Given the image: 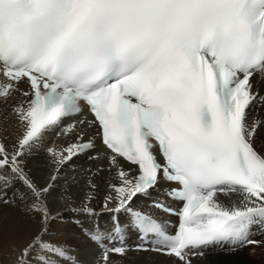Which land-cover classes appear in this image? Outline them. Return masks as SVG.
<instances>
[{
	"label": "snow or ice",
	"instance_id": "6c2138e0",
	"mask_svg": "<svg viewBox=\"0 0 264 264\" xmlns=\"http://www.w3.org/2000/svg\"><path fill=\"white\" fill-rule=\"evenodd\" d=\"M257 78L264 80V0H0V105L11 106L22 130L11 148L0 137V264L71 259L67 245L49 238V200L59 168L94 140L50 147L56 169L43 185L25 156L85 107L94 119L79 124L107 149L104 208L130 215L136 251L191 264L209 246L259 244L250 238L253 226L264 227ZM65 134L86 135L76 124ZM161 182L180 206L156 199L151 207L178 218L171 230L133 207ZM88 186L98 188L91 178ZM60 198L71 201L67 188ZM89 238L103 264L133 250L120 226Z\"/></svg>",
	"mask_w": 264,
	"mask_h": 264
},
{
	"label": "bare ground",
	"instance_id": "6f19581e",
	"mask_svg": "<svg viewBox=\"0 0 264 264\" xmlns=\"http://www.w3.org/2000/svg\"><path fill=\"white\" fill-rule=\"evenodd\" d=\"M259 89L260 93L264 94L262 87ZM10 112L11 106L0 105V129H2L0 133L6 137L4 142L9 148L16 142L22 131L16 117L10 115ZM252 116L264 120V105H257ZM76 120L77 127L86 133L84 139L95 135L94 128L80 125V119ZM65 133L66 129L63 127L47 131L43 140L33 148L31 154L25 156L26 170L38 184L48 183L56 169V165L51 163L52 157L48 149L53 146L58 149L66 148L70 143L77 141L75 135ZM257 140L258 143H264V127L258 129ZM106 153L105 148L97 147L91 152L76 156L59 168L58 179L55 181L49 200L51 213L54 217L49 225V238L64 243L70 249L71 259L67 264H103L102 252L89 238V234L92 232L114 234L117 226L125 225L126 237L134 233V229L128 226L129 214L124 212L117 214L104 208V196L107 193V180L109 179ZM91 157L97 158L92 159ZM100 166H104L105 171L91 176L89 170L95 172ZM90 178L98 185L94 193L88 186ZM66 188L71 195V201L60 198ZM9 194H11V190ZM90 194L94 195L93 199L87 200V207L91 209V212H86L84 205L86 196ZM154 197L156 196L153 191L151 198ZM151 198L141 197L133 205L134 209L142 208L143 202L145 200L148 202ZM3 212L12 214L15 210L4 208ZM250 238L260 243L237 247L234 250L228 246H209L202 249V254L192 257L191 264H264V257L248 254V251L252 249H264V227L253 226ZM111 260L113 264H179L178 260L172 256L137 251H129L125 257L113 254Z\"/></svg>",
	"mask_w": 264,
	"mask_h": 264
},
{
	"label": "rangeland",
	"instance_id": "374dc122",
	"mask_svg": "<svg viewBox=\"0 0 264 264\" xmlns=\"http://www.w3.org/2000/svg\"><path fill=\"white\" fill-rule=\"evenodd\" d=\"M248 254L252 256L264 257V249L263 248L262 249H252L251 251H248Z\"/></svg>",
	"mask_w": 264,
	"mask_h": 264
}]
</instances>
